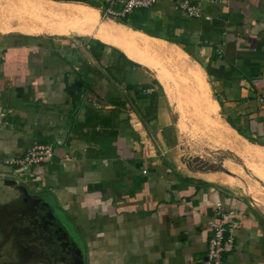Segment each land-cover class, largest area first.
<instances>
[{
	"label": "crops",
	"instance_id": "crops-1",
	"mask_svg": "<svg viewBox=\"0 0 264 264\" xmlns=\"http://www.w3.org/2000/svg\"><path fill=\"white\" fill-rule=\"evenodd\" d=\"M40 1L92 10L100 23L146 36L173 51L160 54L161 63L176 61L187 70V58L207 85L216 117L237 135L264 139V104L258 101L264 0L206 2L211 20L189 18L165 0L120 21L103 18L105 0ZM4 33L0 159L21 157L35 143L52 144L56 156L22 177L0 167V212L24 208L5 183L14 180L39 199L34 212H25L39 221V235L71 232L67 239L42 241L43 257L35 264H191L207 255L219 203L223 212L238 214L236 247L224 264H264V218L217 172L193 170L182 160L169 129L170 102L177 97L152 69L93 34ZM192 82L203 104V86ZM51 212L58 220L49 218ZM25 220L31 228V218ZM0 246L8 248L0 254L15 262L8 241ZM53 249L61 256H49Z\"/></svg>",
	"mask_w": 264,
	"mask_h": 264
},
{
	"label": "rangeland",
	"instance_id": "rangeland-1",
	"mask_svg": "<svg viewBox=\"0 0 264 264\" xmlns=\"http://www.w3.org/2000/svg\"><path fill=\"white\" fill-rule=\"evenodd\" d=\"M32 15L33 12L21 6L20 3L0 0V24L13 26V31H17L20 26H35L33 25L35 21H30ZM6 34L0 31V38ZM186 59L183 63L187 70H183L184 68H181L179 62L176 61L170 62L164 59L161 63L168 69L171 91L177 97L174 102H170L169 112L172 119L169 121V129L177 135L176 143L173 141L171 144L180 145L181 149L177 150V153L182 155V160L188 162L193 170L217 172L216 174L221 177L224 184L228 179L235 180L233 187L228 186V182L225 185L234 193L244 197L251 207L264 218V139L246 136L237 131L238 135L235 134V137L242 147L245 146L248 150H252L248 153L244 148H235L224 138L219 129H224L227 125L219 113L217 117L209 116V105L199 103L200 96L196 93L197 88L187 75L188 70L197 71V68H194L191 61ZM209 97L214 101L210 93ZM17 218L9 223L10 227L12 225V230L6 231L5 235L0 237V244H3L5 240L8 241L12 247L9 257L13 261L16 260L17 264L24 262L30 264L34 260L41 259L43 254L42 252L39 254V248H32L27 244V240L18 239L21 233L16 230L17 227H13ZM51 230L49 229L48 232L49 237H61L60 231L56 233L55 230ZM7 251L8 248L0 246V253L6 255ZM3 255L0 254V264H13V262L9 263Z\"/></svg>",
	"mask_w": 264,
	"mask_h": 264
},
{
	"label": "bare ground",
	"instance_id": "bare-ground-1",
	"mask_svg": "<svg viewBox=\"0 0 264 264\" xmlns=\"http://www.w3.org/2000/svg\"><path fill=\"white\" fill-rule=\"evenodd\" d=\"M7 1L8 3H20L21 6H24L27 10L33 12V15L31 16L32 20L30 21H35V23H37V25H35L33 28L20 26L17 31L22 30L28 33L39 32L58 36H69L75 31H78L80 33L93 34L106 42L116 44L117 46L121 47L127 54H129L130 57L147 65L156 73L158 79H160L161 82L165 85L166 92L171 91L172 86L170 76L167 73V68L164 66V64H161L159 57L160 54L172 55L173 51L169 48L158 46V43L148 40L146 36L145 38L144 35L142 36L139 33L129 30L128 28L122 27L120 25H115L113 23H100V21L95 16L97 15L96 12L92 10H86L84 8H71L70 10H67L66 6L52 7L43 4V2L40 0ZM81 27L85 28H82L81 30ZM13 30L14 28L11 25L0 24V31L11 32ZM188 75L192 78V80H194L196 85L203 86L201 88L199 87L202 90L201 95H203V103H205V105H209L207 103V85H205L204 79L202 82L200 73L189 71ZM216 111V106L212 105L209 110V116L216 117ZM227 127H225L224 129H219V132L224 136V138L235 148H244L246 152L251 153L250 151L252 150H248L245 146L242 147L240 142L235 137L236 133L229 127ZM227 182V185L230 187H233L235 185V180L233 181L232 179H228Z\"/></svg>",
	"mask_w": 264,
	"mask_h": 264
},
{
	"label": "built area",
	"instance_id": "built-area-1",
	"mask_svg": "<svg viewBox=\"0 0 264 264\" xmlns=\"http://www.w3.org/2000/svg\"><path fill=\"white\" fill-rule=\"evenodd\" d=\"M165 0H105L103 18L111 20H124L141 10H148ZM177 9L185 12L189 18H205L211 20L204 13L206 2L217 4L219 0H202L193 5L186 0H169ZM258 101L264 104V91L260 93ZM0 116V127L2 125ZM56 156V147L52 144H33L21 157H4L0 159V167H9L14 175L19 177L29 175L31 170L40 165L52 163ZM68 159V157H67ZM217 215L219 220L210 222L211 236L208 252L205 259L194 260L191 264H224V256L232 253L236 247V227L238 214L236 212H223L222 204H218Z\"/></svg>",
	"mask_w": 264,
	"mask_h": 264
},
{
	"label": "water",
	"instance_id": "water-1",
	"mask_svg": "<svg viewBox=\"0 0 264 264\" xmlns=\"http://www.w3.org/2000/svg\"><path fill=\"white\" fill-rule=\"evenodd\" d=\"M5 183L14 188V191L17 192L18 195V201L20 204H22L24 206L23 209H25L23 211V209L21 210V208L16 207L15 205L12 206V209L9 208V210L5 209L4 212H0V236H4L6 231L4 230L7 226H9V223L11 222V220H15L17 217V222L15 223V225H13V227H17V231H19L21 234L18 237V239H25L24 241L27 242V244H29L32 248H39V254L43 251L42 247H40L42 241L47 242L49 241V236H44L43 235H39L37 233V231L34 229V225H36L37 223H39L38 220H36V217L34 216H29L28 214H25V212L27 213V210L29 209L31 212H34V208L38 205L37 203H39V199L37 196L33 195L30 190L28 189V187L26 185H22L17 183V181L14 180H6ZM7 207V206H5ZM50 214V213H49ZM25 217H30L31 218V223L30 225L31 228H29L28 222L25 220ZM57 216H54V214L51 212V214L49 215V218L52 219H56ZM49 223H51L49 221ZM12 226V225H11ZM33 227V228H32ZM67 227V226H66ZM68 229V227H67ZM63 235L61 237V240L63 239H67L70 238L71 236V232L69 233L67 230H63ZM15 239V238H14ZM14 243V242H13ZM40 245V246H38ZM11 251H12V247L10 245ZM17 254L19 252H16ZM15 254V253H14ZM39 260V259H38ZM37 260H34L32 262H30V264H35L34 262ZM17 262V261H15ZM15 262H13V264H16Z\"/></svg>",
	"mask_w": 264,
	"mask_h": 264
},
{
	"label": "flooded vegetation",
	"instance_id": "flooded-vegetation-1",
	"mask_svg": "<svg viewBox=\"0 0 264 264\" xmlns=\"http://www.w3.org/2000/svg\"><path fill=\"white\" fill-rule=\"evenodd\" d=\"M58 220V217L56 218ZM52 252V253H51ZM50 252L49 256H55L57 254H59V252L56 253V249H53L52 251ZM60 255V254H59ZM61 256V255H60Z\"/></svg>",
	"mask_w": 264,
	"mask_h": 264
},
{
	"label": "trees",
	"instance_id": "trees-1",
	"mask_svg": "<svg viewBox=\"0 0 264 264\" xmlns=\"http://www.w3.org/2000/svg\"><path fill=\"white\" fill-rule=\"evenodd\" d=\"M210 72V71H209ZM229 124L232 126V123L231 122H229ZM240 132V131H239ZM252 142H253V140H251Z\"/></svg>",
	"mask_w": 264,
	"mask_h": 264
}]
</instances>
